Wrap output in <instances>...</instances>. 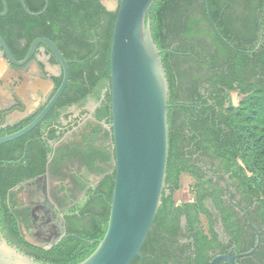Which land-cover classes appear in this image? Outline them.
Segmentation results:
<instances>
[{
  "label": "trees",
  "instance_id": "16d2710c",
  "mask_svg": "<svg viewBox=\"0 0 264 264\" xmlns=\"http://www.w3.org/2000/svg\"><path fill=\"white\" fill-rule=\"evenodd\" d=\"M72 1L75 0H49L46 14L25 17L42 20L36 24L35 37L48 36L44 20L47 17L79 18V56L74 59L79 64L71 68V73L79 67V97L85 99L89 94L95 95V87L109 88L110 46L117 11L107 10L101 0H76L77 9L72 7ZM6 2L7 17L12 19L19 12V5L17 0ZM208 3L212 21L229 44L219 38L209 23L204 0H155L147 12L152 37L162 51L168 82V104L171 105L167 113L168 158L160 207L140 250L141 258L136 257L131 264H208L205 243L199 245L192 260L190 255L185 256L184 250L178 253L173 240L178 218L186 214L189 205L175 207L172 197L180 188L181 176L193 171L180 148L182 131L187 127L183 116H190L189 127L201 139V149L205 150L206 141L211 140L224 160L240 159L229 170H239L243 183L255 191L264 208V0H208ZM41 6L30 7V11L36 13ZM3 35L6 34L3 32ZM204 86L201 93L198 89ZM231 92L243 96L237 106L228 103ZM215 112L223 116L225 134L211 132L204 124L207 114ZM96 117L110 120L109 91ZM100 131L97 127L96 142ZM32 133L0 145L3 236L39 263L78 264L95 250L105 234L114 173L94 192L95 206L85 210L88 225L68 232L67 238L49 250L29 245L19 234L7 197L25 179L44 171V160L36 157L41 142L32 138ZM106 137L107 134L105 140ZM102 154L108 158L104 148ZM16 155L20 158L18 162ZM200 209L205 212L202 205Z\"/></svg>",
  "mask_w": 264,
  "mask_h": 264
},
{
  "label": "flooded vegetation",
  "instance_id": "af4514ba",
  "mask_svg": "<svg viewBox=\"0 0 264 264\" xmlns=\"http://www.w3.org/2000/svg\"><path fill=\"white\" fill-rule=\"evenodd\" d=\"M23 1L30 11V7H40L42 0ZM17 3L16 17H7L8 6L6 15L0 17V36L12 57L21 61L35 39L47 38L69 62L64 91L31 130L32 138L41 142L36 157L44 160V171L25 179L11 189L7 197L22 240L44 248L49 240L60 237L61 241L67 238L68 232L88 225L85 210L95 206L94 192L107 176L113 174L111 138L105 128L110 120L96 117L110 88L95 87V95L89 94L85 99L79 97V67L71 73V68L79 64L74 60L79 56V18L47 17L44 20L48 36L35 37L36 24L42 20L25 17L30 15L19 0ZM71 4L76 9L79 6L76 0ZM43 8L44 4L41 10ZM47 10L48 7L43 14ZM2 11L1 1L0 13ZM62 78L60 64L43 45L39 44L32 57L22 65L9 62L0 45V137L15 133L33 121L54 96ZM205 88L198 90L203 93ZM206 117L204 124L211 132L226 133L221 113H208ZM182 120L187 127L183 128L180 148L193 171L185 174L190 181L188 201L175 203V207L189 205L186 214L179 216L178 227L173 231L175 249L178 253L184 250L185 256L190 255L193 260L196 249L205 243L208 264L223 255L234 258L235 264H264V208L255 197V191L243 183L239 170H229L240 163V159L224 160L211 140L206 141L205 150L201 149V139L189 127L190 116H183ZM97 127L101 129L98 142ZM102 148L108 152V158L102 154ZM16 156L18 162L20 158ZM200 205L205 212L201 211ZM1 224L0 220V238H4Z\"/></svg>",
  "mask_w": 264,
  "mask_h": 264
},
{
  "label": "water",
  "instance_id": "95a60500",
  "mask_svg": "<svg viewBox=\"0 0 264 264\" xmlns=\"http://www.w3.org/2000/svg\"><path fill=\"white\" fill-rule=\"evenodd\" d=\"M1 1L3 11L0 17H3L7 13V2ZM19 1L24 11L33 17L42 15L49 4V0H44V8L32 13L26 9L23 0ZM154 1L101 0L107 10L117 11L109 57L110 124L105 126L111 138L114 185L105 234L95 250L78 264H131L136 257L141 258L140 250L161 204L168 158L167 113L171 105L168 104V82L161 59L162 51L154 42L146 18ZM204 2L213 30L229 44L212 21L208 0ZM39 44L46 47L60 64L62 82L40 114L19 131L0 137V145L33 130L68 83L69 62L51 40L35 39L25 57L17 61L0 36L5 57L15 65L27 62ZM59 241L60 237L49 240L44 249L49 250ZM220 262L235 264L234 258L224 255L213 258L209 264ZM0 264L42 263L1 237Z\"/></svg>",
  "mask_w": 264,
  "mask_h": 264
},
{
  "label": "rangeland",
  "instance_id": "374dc122",
  "mask_svg": "<svg viewBox=\"0 0 264 264\" xmlns=\"http://www.w3.org/2000/svg\"><path fill=\"white\" fill-rule=\"evenodd\" d=\"M243 96L237 94L236 92H231L228 97V103L233 106H237V104L241 101ZM249 174V173H247ZM249 176V175H248ZM189 178L187 176H181L180 178V188L177 193L173 194L172 200L174 204L183 203L188 201L189 195L187 194L188 186H189ZM23 235L27 236L24 232Z\"/></svg>",
  "mask_w": 264,
  "mask_h": 264
}]
</instances>
